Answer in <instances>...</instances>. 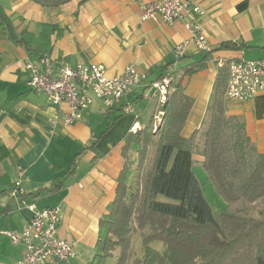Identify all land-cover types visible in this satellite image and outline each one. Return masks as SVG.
<instances>
[{
    "label": "crops",
    "instance_id": "0c3cea01",
    "mask_svg": "<svg viewBox=\"0 0 264 264\" xmlns=\"http://www.w3.org/2000/svg\"><path fill=\"white\" fill-rule=\"evenodd\" d=\"M152 1L71 0L48 7L31 0H0L18 34L27 31L37 38L44 24L61 29L62 35H52L46 53L55 62L102 65L108 77L133 66L147 77L113 109L92 96L82 119L64 126L67 106H52L45 94L29 86L24 65L40 56L0 35V264H17L24 252L2 232H22L33 216L21 205L18 181L39 210L60 209L58 234L77 253L76 259L62 264H87L96 253L99 222L116 196L126 138L133 127H148L157 115L153 83L167 76L173 80V75L207 58L205 70L183 81L194 99L183 131L189 137L202 126L219 70L228 71L236 61L264 58V0H198L206 11L203 22L212 50L201 53L191 46L181 59L174 49L190 39V32L182 22L143 20L141 4ZM227 42L237 47L221 49ZM127 107L133 111L126 113ZM227 108L263 153L264 93L250 101H228ZM138 149L130 148L134 162Z\"/></svg>",
    "mask_w": 264,
    "mask_h": 264
},
{
    "label": "trees",
    "instance_id": "16d2710c",
    "mask_svg": "<svg viewBox=\"0 0 264 264\" xmlns=\"http://www.w3.org/2000/svg\"><path fill=\"white\" fill-rule=\"evenodd\" d=\"M31 1L60 7L71 0ZM0 28L14 44L40 57L48 52L52 35H62L49 24L42 25L37 38L27 31L18 34L1 6ZM236 47L230 42L220 46ZM206 59L184 68L171 83L168 101L158 109L164 114L157 130L153 118L150 126L127 136L116 196L99 222L96 253L87 264H106L118 252V264H125L134 234L142 239L143 255L133 264H264V213L252 214L253 206L264 201V152H257L244 123L228 115L227 69L218 72L202 126L183 135L194 106L183 81L205 70ZM132 145L139 148L134 186L128 184ZM194 155L204 159L208 181L227 204L218 218L194 173ZM231 172L238 175L236 182ZM156 242L163 251L152 248Z\"/></svg>",
    "mask_w": 264,
    "mask_h": 264
},
{
    "label": "built area",
    "instance_id": "2783aa9c",
    "mask_svg": "<svg viewBox=\"0 0 264 264\" xmlns=\"http://www.w3.org/2000/svg\"><path fill=\"white\" fill-rule=\"evenodd\" d=\"M141 7L143 20L162 22L166 25L182 22L190 32V39L174 49L177 59L183 58L191 46L201 53L211 52L203 22L206 11L198 0H155L142 3ZM24 68L30 73L29 86L33 91L45 94L48 102L54 107L67 106L64 112V126L73 125L82 119L83 113L92 105V96L99 99L106 108L113 109L147 78L145 73L133 66L127 67L120 75L108 77L102 65L71 66L64 62H55L48 55H43L36 61L28 60ZM172 81V78L167 76L152 85V97L158 99L160 106L168 101ZM259 93H264V58L256 61L240 60L228 66L225 91L228 101H250ZM125 111L132 112L133 108L127 107ZM163 114L158 111L155 130L162 124ZM133 128V133H136L137 127ZM16 187L17 194L22 197L21 205L33 215L22 232H2L14 245H22L24 248L23 257L17 264H62L76 259L74 245L58 234L61 223L60 209L49 207L39 210L34 201L27 200L21 181L16 183Z\"/></svg>",
    "mask_w": 264,
    "mask_h": 264
},
{
    "label": "rangeland",
    "instance_id": "374dc122",
    "mask_svg": "<svg viewBox=\"0 0 264 264\" xmlns=\"http://www.w3.org/2000/svg\"><path fill=\"white\" fill-rule=\"evenodd\" d=\"M0 35H6L4 34V32L1 30L0 28ZM173 83H176L179 79L181 74H175L173 75ZM159 104L157 105V111L159 109ZM158 113V112H157ZM161 117V115H160ZM153 119V118H152ZM151 119V121H152ZM153 128L155 127V124L158 123V120L154 118L153 120ZM199 138V144H202V138L201 136L198 137ZM256 147V146H255ZM257 152L258 153H262L260 150H258V148L256 147ZM194 161H195V165H194V173L197 177V179L200 182L203 194L206 198V200L208 201V203L210 204L212 210H213V214L216 218L220 217L225 210L227 209V204L225 202V200L218 194V192L216 191L214 185L208 181V177H207V173L205 172L204 167L201 165V163L204 161V159L199 156V155H194ZM129 162H130V172L129 175H131L132 180L128 182L129 185L134 186L135 185V177L137 175L136 172V163L132 161V156H129ZM132 162H134V164H132ZM244 173L241 172L239 173V176L243 175ZM237 176H235V173L231 172V178L233 179L235 182L237 181ZM240 179V177H238ZM163 199V198H162ZM164 200V199H163ZM238 205V204H237ZM264 213V201H261L257 204H255L253 206V210H252V214L256 217H261ZM152 248L158 250V251H163L164 246L163 244L156 242L153 243ZM143 255V244H142V239L139 235L134 234L130 237V243L128 246V250H127V258L125 261V264H133V260L136 257H142ZM118 257H119V252L115 254V256L113 258H110L107 260L106 264H118ZM84 260V259H83ZM82 264H85V262L83 261Z\"/></svg>",
    "mask_w": 264,
    "mask_h": 264
}]
</instances>
